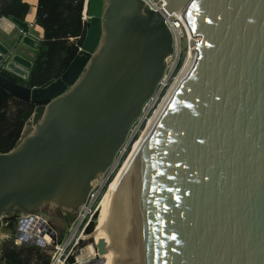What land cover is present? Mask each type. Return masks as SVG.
<instances>
[{
    "label": "water",
    "instance_id": "obj_1",
    "mask_svg": "<svg viewBox=\"0 0 264 264\" xmlns=\"http://www.w3.org/2000/svg\"><path fill=\"white\" fill-rule=\"evenodd\" d=\"M165 1L194 51L111 187L115 264H264V0ZM87 14L44 88L1 75L27 79L26 51L41 47L29 24L12 19L18 32L0 40V89L35 104L0 153V214L79 215L164 75L173 39L143 0H88Z\"/></svg>",
    "mask_w": 264,
    "mask_h": 264
},
{
    "label": "trees",
    "instance_id": "obj_2",
    "mask_svg": "<svg viewBox=\"0 0 264 264\" xmlns=\"http://www.w3.org/2000/svg\"><path fill=\"white\" fill-rule=\"evenodd\" d=\"M36 1L35 23L43 32V42L40 49L32 56L28 77L26 80H21L5 72H1V75L30 88H44L60 77L73 61L77 48L84 39L85 27L81 22V0ZM28 10L29 7L24 0H0V18L22 22ZM71 39L73 41H70ZM12 103L14 110L9 111ZM34 108L35 104L17 100L0 89V153L11 151L20 141L25 123ZM92 229L91 222L85 231L89 233ZM77 231L72 234L68 232L64 243L57 248L52 264L61 262L65 251L73 243ZM69 262L72 263V259H69ZM0 263L50 264V257L43 255L38 249L19 248L7 242L0 247Z\"/></svg>",
    "mask_w": 264,
    "mask_h": 264
},
{
    "label": "bare ground",
    "instance_id": "obj_3",
    "mask_svg": "<svg viewBox=\"0 0 264 264\" xmlns=\"http://www.w3.org/2000/svg\"><path fill=\"white\" fill-rule=\"evenodd\" d=\"M143 1L147 3V6L151 11H155L165 18L166 27L171 33L173 39V53L166 58L165 72L162 79L160 80V82L162 81V83H160V90L158 91L156 87L155 93L152 96L155 99L151 97L152 98L151 100H149L150 98L147 100L142 116L138 117L134 121V123H132L133 124L131 129L132 131L129 130L131 133L130 139L129 141H127V143L124 144L126 147L123 146L122 149H120L111 168L108 169L103 176H101L99 181L95 182L94 187H97V184L99 187L95 194H93V190L95 189L93 187V190L88 198L87 204L82 208V211L79 214L78 218L81 219L86 218L88 210L92 207L93 203L96 200V205H97L96 210H99V213L95 220L94 229L89 236H84L82 238V239L93 238L94 242L92 246L89 245L88 247H85L86 254L82 253L77 258L79 264H115V236L112 235L109 231L110 226L113 225L114 223V208H113L111 187L114 184L117 177L119 176L122 169L124 168V166L126 165L129 158L131 157L132 153L136 149L137 145L141 141L142 137L144 136V133H146L152 121L158 114L164 101L166 100L167 95L164 98L163 103L161 104L158 112L152 118L153 112L159 106L158 104L153 107L154 102H156L157 98L163 95V93H168L169 96L174 86L178 82L179 79L172 81L177 66L178 65L181 66L183 63L185 64L186 62V66H185L186 68L192 61L193 50H191L192 48L190 47L191 34L189 33V30L183 20L182 13L180 11L177 12L172 11V13H168V11L164 9L166 6L165 0H143ZM175 18H177L179 22ZM185 53H187L189 57L186 60H184V56H183L185 55ZM179 56L180 59L178 61ZM151 118L152 120L150 121ZM131 136H135L131 143L132 144L130 149L131 152L128 153L125 160L122 161V157L125 154V149L128 148V144L132 140ZM121 161L122 163L119 164ZM119 165L120 167H118ZM41 224L42 221L40 219L37 218L34 219L32 222V227L29 229L30 233H33L32 230L35 229L37 226H41ZM82 230L80 231V236L77 237L72 244H74V242H76L81 237ZM94 245L98 247L96 251ZM67 250L65 251L63 258L65 257ZM93 255L99 258L96 262L95 261L90 262L88 260V257ZM63 258L61 259V261L63 260ZM81 258H84V263L81 261Z\"/></svg>",
    "mask_w": 264,
    "mask_h": 264
},
{
    "label": "rangeland",
    "instance_id": "obj_4",
    "mask_svg": "<svg viewBox=\"0 0 264 264\" xmlns=\"http://www.w3.org/2000/svg\"><path fill=\"white\" fill-rule=\"evenodd\" d=\"M82 1L84 2V0H82ZM28 2L29 1H27L26 3L28 5V7H29L30 12L31 13H33V12L36 13V10L34 11L33 6L30 4V2L29 3ZM175 19L179 22V20L177 18H175ZM186 55H187L186 53H185V55H183L184 56V60H185ZM179 59H180V56L178 58V61H179ZM182 65L181 66L180 65L177 66V69L174 72L173 77H176L178 75V73L181 70L180 68L182 67ZM162 97H163V95H161L159 98H157V101L154 102L153 107L155 105L160 104V102L162 100ZM13 105H14V103L11 104V107H10L9 111H13L14 110L13 109ZM29 118H28V120L25 123V127H24V130H23V136L30 130V121H29ZM131 129H132V127H131ZM130 135H131V133L129 132V135L127 137L126 143H127V141H129ZM131 137H132V140L128 144V148L125 149V154L122 157V161H124L125 158L127 157L128 153L131 152L130 151L131 145H132L131 143H132V141H133V139H134L135 136H131ZM122 161L119 164H121ZM118 167H120V165ZM98 187H99L98 184H97V187H94L95 189L93 190V194L96 193ZM96 206L97 205H96V200H95V202L93 203L92 207L88 210V213H87L86 218H84V219L78 218L79 215L73 216V215H69L68 214L66 216H63L59 210L55 209V210L52 211L47 206L43 207L41 210L35 211L33 213V215L39 217L46 225H48L52 230H54V233H55L53 240L47 242L44 246H40V245H38L36 243L15 244L14 243V239L12 238V236L9 233V231L5 227L6 225L4 226V222L6 220L10 219L11 217L20 216L22 214L12 213V212L2 213V214H0V235H1V237L3 239L0 240V247H1L2 244L8 242V243H10V244H12V245H14L16 247H19V248L20 247L35 248V249L40 250V253H42L43 255L49 256L50 257V264H52V260H53V258L55 257V255H56V253L58 251L57 248L64 243V241L66 239V235L68 234V232L72 234V233H75L78 230L77 231V234L75 235V239H76L77 237L80 236V231L82 230V228H83V230H82V233L81 234L83 236H88L93 231L94 225H95V220H96V218L98 216V213H99V210H96ZM1 217H2V219H1ZM3 217H7V218L3 219ZM91 222L93 223V229H92L91 232L86 233V231H85L86 230V227ZM68 228H70V229L68 230ZM82 235L67 250V253H66L65 257L63 258V260L64 259L66 260L65 262L67 264H79V262L77 261V258L82 253H85V251H86V248L85 247H88L89 245L90 246L93 245V242H94L93 238L92 239H82L83 238ZM94 248H95V251L98 249V247H96L95 245H94ZM84 258H86V257H84ZM84 258H81V261L83 263H84ZM69 259H72V263L69 262ZM98 259L99 258L97 256H95V255L88 257V260L90 262H92V261H95L96 262Z\"/></svg>",
    "mask_w": 264,
    "mask_h": 264
},
{
    "label": "built area",
    "instance_id": "obj_5",
    "mask_svg": "<svg viewBox=\"0 0 264 264\" xmlns=\"http://www.w3.org/2000/svg\"><path fill=\"white\" fill-rule=\"evenodd\" d=\"M87 2L88 0H84V2L82 1V11H81V22L82 24L85 26V23L88 19V14H87ZM145 2V1H144ZM147 4V3H146ZM165 9V8H164ZM171 15V14H169ZM164 18V17H163ZM164 21H165V18H164ZM1 22V21H0ZM194 51V46H190ZM80 46L77 48V50H79ZM187 54V53H186ZM188 54L186 55L185 57V60L188 59ZM184 64V63H183ZM186 62L184 65H182V67L180 68V72L178 73V75L176 77H173L172 81L174 80H177L180 75L184 72V70L188 67H186ZM185 68V69H184ZM160 83L157 85V89L158 91L160 90ZM164 83V82H163ZM166 95H168V93H163V97H162V100L158 106V108L153 112V116L152 118L154 117V115L158 112L161 104L163 103V100L164 98L166 97ZM155 97V96H154ZM153 98V97H152ZM152 98H150L149 100H151ZM155 99V98H153ZM147 103V102H146ZM146 103L144 104L143 108H142V111H141V114L140 116H142L143 114V110H144V107L146 105ZM139 116V117H140ZM152 118L150 119V121L152 120ZM149 121V123H150ZM147 129V128H146ZM7 217H3V219H5ZM40 219L39 217L37 216H34L33 214L31 215H20V216H15V217H11L10 219L6 220L4 222V226L7 225L9 223V221L13 220L15 221V231L18 232L20 238H17L16 236H12V238L14 239V243L15 244H29V243H36L40 246H44L47 242L49 241H52L53 238H54V230H52L48 225H46L41 219L42 221V224L41 226H37L35 229H33V233H30V228L32 227V222L34 219ZM2 219V217H1ZM22 220H26L28 221V223L26 225H23L21 224L20 222ZM3 226V225H2ZM71 228V227H70ZM69 228V229H70ZM66 260H62L61 262H59L58 264H65ZM67 264V263H66Z\"/></svg>",
    "mask_w": 264,
    "mask_h": 264
},
{
    "label": "crops",
    "instance_id": "obj_6",
    "mask_svg": "<svg viewBox=\"0 0 264 264\" xmlns=\"http://www.w3.org/2000/svg\"><path fill=\"white\" fill-rule=\"evenodd\" d=\"M26 1V0H25ZM30 2V4L33 6L34 11L37 9V1L36 0H27ZM26 1V2H27ZM82 1V0H81ZM25 2V3H26ZM28 2V3H29ZM35 17L36 13L33 12L31 13L30 10H28L27 15L25 16L23 22H26L29 24V34L32 36L34 39H36L38 42L42 43L43 42V32L42 30L36 25L35 23ZM0 40L4 44H8L9 41H11V37L15 35L18 31L15 26V24L12 22L11 19L7 18H0ZM85 27V26H84ZM70 41H73L71 39ZM29 57V60L32 62V56L36 53L33 51H26ZM3 239L0 235V240ZM1 264V263H0Z\"/></svg>",
    "mask_w": 264,
    "mask_h": 264
}]
</instances>
